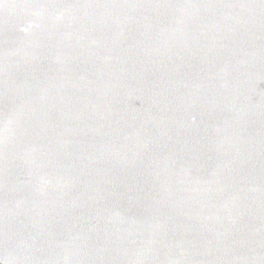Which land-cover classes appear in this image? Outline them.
Returning a JSON list of instances; mask_svg holds the SVG:
<instances>
[{"label": "water", "instance_id": "water-1", "mask_svg": "<svg viewBox=\"0 0 264 264\" xmlns=\"http://www.w3.org/2000/svg\"><path fill=\"white\" fill-rule=\"evenodd\" d=\"M0 264H264V0H0Z\"/></svg>", "mask_w": 264, "mask_h": 264}]
</instances>
